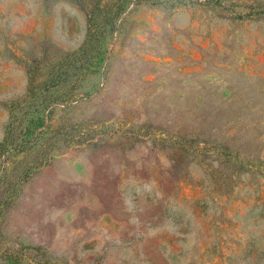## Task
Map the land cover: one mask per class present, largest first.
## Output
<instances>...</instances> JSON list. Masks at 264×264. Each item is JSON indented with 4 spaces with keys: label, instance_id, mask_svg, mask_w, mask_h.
Wrapping results in <instances>:
<instances>
[{
    "label": "rangeland",
    "instance_id": "obj_1",
    "mask_svg": "<svg viewBox=\"0 0 264 264\" xmlns=\"http://www.w3.org/2000/svg\"><path fill=\"white\" fill-rule=\"evenodd\" d=\"M14 102L0 264H264V0H0Z\"/></svg>",
    "mask_w": 264,
    "mask_h": 264
},
{
    "label": "trees",
    "instance_id": "obj_2",
    "mask_svg": "<svg viewBox=\"0 0 264 264\" xmlns=\"http://www.w3.org/2000/svg\"><path fill=\"white\" fill-rule=\"evenodd\" d=\"M50 103H44L43 107L39 111H43ZM18 103H12L10 112L8 114V120L5 125L4 137L0 142V154L4 155L12 151H19L24 148L30 141L36 142L43 134L41 128L43 124V115L38 113L31 116L21 113ZM46 156V155H45ZM40 159V163H43L47 157ZM5 158V157H4ZM31 165H25L22 169L26 178L31 169ZM24 178L22 180H24Z\"/></svg>",
    "mask_w": 264,
    "mask_h": 264
}]
</instances>
